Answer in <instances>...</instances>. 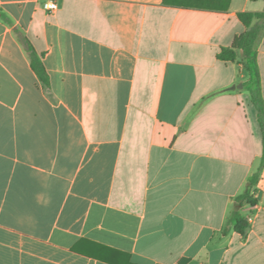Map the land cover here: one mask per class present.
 Instances as JSON below:
<instances>
[{
    "label": "crops",
    "instance_id": "0c3cea01",
    "mask_svg": "<svg viewBox=\"0 0 264 264\" xmlns=\"http://www.w3.org/2000/svg\"><path fill=\"white\" fill-rule=\"evenodd\" d=\"M45 1L0 0V264H264V172L245 234L230 221L258 110L218 59L264 0Z\"/></svg>",
    "mask_w": 264,
    "mask_h": 264
},
{
    "label": "trees",
    "instance_id": "16d2710c",
    "mask_svg": "<svg viewBox=\"0 0 264 264\" xmlns=\"http://www.w3.org/2000/svg\"><path fill=\"white\" fill-rule=\"evenodd\" d=\"M212 0H188L185 4H176L166 0L170 5H180L187 8L210 9L209 3ZM239 20L243 23L246 31L237 36L231 47L222 48L218 54V59L225 63L240 62L242 67L249 73L250 79L245 83L251 94V100L258 110V117L263 141L261 163L257 172L249 178L248 186L244 193L237 198L240 205L231 217V224L235 231L245 234L249 228L247 219L241 214L244 206H255L257 200L255 198L257 186L264 172V98L262 93V81L258 66V45L264 36V12H243L238 14ZM19 41L23 44L29 54L31 67L37 74L41 83L50 88L51 82L44 63V54H39L30 40L25 37L19 30H15ZM240 59V61H239Z\"/></svg>",
    "mask_w": 264,
    "mask_h": 264
},
{
    "label": "built area",
    "instance_id": "2783aa9c",
    "mask_svg": "<svg viewBox=\"0 0 264 264\" xmlns=\"http://www.w3.org/2000/svg\"><path fill=\"white\" fill-rule=\"evenodd\" d=\"M43 8L47 11V12H56L59 9V4L56 2V0H46L43 3Z\"/></svg>",
    "mask_w": 264,
    "mask_h": 264
},
{
    "label": "water",
    "instance_id": "95a60500",
    "mask_svg": "<svg viewBox=\"0 0 264 264\" xmlns=\"http://www.w3.org/2000/svg\"><path fill=\"white\" fill-rule=\"evenodd\" d=\"M236 88H243V85H238V86H233L232 89H236Z\"/></svg>",
    "mask_w": 264,
    "mask_h": 264
},
{
    "label": "rangeland",
    "instance_id": "374dc122",
    "mask_svg": "<svg viewBox=\"0 0 264 264\" xmlns=\"http://www.w3.org/2000/svg\"><path fill=\"white\" fill-rule=\"evenodd\" d=\"M239 85H242V84H239Z\"/></svg>",
    "mask_w": 264,
    "mask_h": 264
}]
</instances>
